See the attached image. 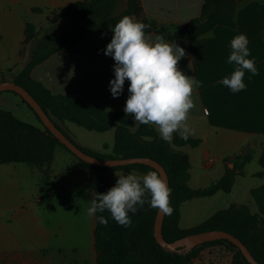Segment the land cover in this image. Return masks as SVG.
<instances>
[{
    "label": "crops",
    "instance_id": "1",
    "mask_svg": "<svg viewBox=\"0 0 264 264\" xmlns=\"http://www.w3.org/2000/svg\"><path fill=\"white\" fill-rule=\"evenodd\" d=\"M77 1L0 0V80L13 81L29 60L32 46L23 44L25 25L36 26L39 36L43 22L49 23L51 12L61 11ZM139 3L144 15L158 26L178 30L199 16L203 0H139ZM238 34L247 35L249 58L255 59L259 74L252 76L246 72V89L232 93L220 81L229 77L234 69V65L227 63V57L230 41ZM149 36L154 43L156 35L150 33ZM172 42L186 52L179 61V69L200 82L193 97L197 106L190 113L188 125L193 130L189 137L201 143L196 148H174L188 157V186L200 189L221 179L223 158L243 149L253 150L244 179L255 178L254 187L264 185V1L248 0L239 4L234 28L217 25L203 37ZM107 43L100 35L83 36L76 41L74 52L51 55L30 70V77L52 94L95 106L103 113L125 114L128 81L122 94L113 98L109 81L114 79V60L102 51ZM0 104L7 106V110L2 111L14 117V110L22 109V105L26 109L20 98L15 101L8 92L0 93ZM26 111L25 116L33 115ZM131 117L129 127H134V117ZM59 126L79 147L106 155L113 152L114 134L119 128L115 123L110 130L96 133L69 122ZM101 174L111 188L119 176L128 173L106 170ZM217 174L220 176L217 180L204 183ZM89 176L90 171L85 166L58 147L48 168L23 163L0 165V264H96L95 215H87L93 198ZM44 180H47L45 189ZM238 186L237 176L228 193L219 191L210 197L182 203L179 228L187 230L197 226L188 225L197 212L188 217L182 213L185 206L192 207L193 201H200L201 208L210 212L202 222L230 205L241 204ZM46 204H50V208Z\"/></svg>",
    "mask_w": 264,
    "mask_h": 264
},
{
    "label": "trees",
    "instance_id": "2",
    "mask_svg": "<svg viewBox=\"0 0 264 264\" xmlns=\"http://www.w3.org/2000/svg\"><path fill=\"white\" fill-rule=\"evenodd\" d=\"M245 1L248 0H203L197 18L178 30H172L169 27L158 26L154 20L147 18L139 0H79L61 10L62 15L71 20L68 31L57 34L59 26L55 27L53 23L59 16L48 17L50 27L46 30L42 29L39 36L36 34V26L30 23L25 25L23 44H31L32 50L25 68L14 77L13 82L24 88L43 111L60 123L69 122L96 133H103L110 130L115 123L119 124L114 134L113 152L111 155H106L79 147L53 120L56 127L84 153L104 159L149 158L163 167L168 177L169 187L172 189L171 206L173 208L171 215H164L162 224V236L166 242L173 243L194 233L221 230L238 238L254 259L259 264H264V185L251 191V196L262 217L251 216L245 208L232 205L226 210L214 213L193 228L187 230L179 228L181 204L193 199L210 197L219 191L229 192L234 176H244L245 166L251 161L253 150L243 149L239 153L225 156L222 160L224 174L221 179L204 188L191 189L187 184L190 168L188 157L184 153L175 151L174 148L186 146L196 148L201 140L189 137L185 141L178 134H174L173 141L169 144L160 138L151 125L142 124L135 133H132L128 130L132 124L131 115L103 113L95 106H87L72 98L52 94L41 83L30 77V70L51 55L58 52H74L76 41L83 36L96 34L110 42L113 36L111 29L125 15L134 16L138 21L151 25L145 30L146 35L150 33L162 35L165 41L172 42L178 39L203 37L217 25L234 28L236 9ZM119 6H122V10L118 9ZM33 11L40 12V10ZM54 14L55 12H51L50 16ZM2 81L5 80L1 79L0 82ZM20 100L33 113L43 129L21 121L7 111L0 110V165L23 163L32 167L48 168L53 160L55 148H61L71 154L45 129L33 110L21 98ZM106 147L104 145V149ZM76 160L90 171L89 186L94 193V199L97 194L106 193L110 189L101 176V173L106 170H121L126 173L135 171L143 174L155 171L143 164L102 168L86 164L77 158ZM42 185L45 189L47 180H44ZM145 199L147 200L148 197L146 196ZM45 206L50 208V204ZM156 212L157 210L145 203L143 208L135 214L129 213L132 226L128 228L118 225L109 212H97L94 228L96 264H142L137 254L138 247H143L142 255L153 257L154 264H191L190 258L197 249L219 244H224L235 252L237 264H248L240 251L227 240L203 243L187 255L163 251L153 238ZM101 215L107 219V226L98 222L97 217Z\"/></svg>",
    "mask_w": 264,
    "mask_h": 264
},
{
    "label": "clouds",
    "instance_id": "3",
    "mask_svg": "<svg viewBox=\"0 0 264 264\" xmlns=\"http://www.w3.org/2000/svg\"><path fill=\"white\" fill-rule=\"evenodd\" d=\"M150 27L134 16L125 15L111 29L113 36L102 50L114 60V79L109 81V91L113 98H118L128 81L123 111L126 116L134 117L135 126L129 127L133 133L138 125H151L169 144L174 134L187 141L193 134L188 119L197 106L193 97L200 82L179 69V61L186 56L185 50L175 42H166L162 35H156L155 42H151L145 32ZM248 45L245 34H238L230 41L227 63L234 65V69L220 83L232 93L246 89V72L252 76L259 74L255 59L249 58ZM171 194L172 189L156 171L143 176L130 172L119 176L106 193L97 194L87 215L91 217L107 211L118 225L128 228L132 226L129 213L135 214L145 203L162 214L171 215ZM97 220L107 226L104 216H98Z\"/></svg>",
    "mask_w": 264,
    "mask_h": 264
},
{
    "label": "water",
    "instance_id": "4",
    "mask_svg": "<svg viewBox=\"0 0 264 264\" xmlns=\"http://www.w3.org/2000/svg\"><path fill=\"white\" fill-rule=\"evenodd\" d=\"M3 92H12L19 96L38 116L40 122L43 124L45 129L49 131V133L56 138L61 145H63L73 156H75L80 161L92 165L98 166L102 168H111V167H121L126 165L133 164H143L154 169L167 183L168 177L163 169V167L157 162L149 159V158H129V159H104V158H95L90 156L83 151H81L71 140H69L55 125L53 120L55 119L51 117V115L47 114L39 104L34 100V98L21 86L15 84L13 81H2L0 82V93ZM56 122V121H55ZM164 215L160 213L158 210L155 215L154 223H153V237L156 243L164 250L177 253V254H185L192 249L198 247L199 245L207 242H213L218 240H227L230 244L236 247L241 255L244 257L248 264H259L251 253L248 251L246 246L235 236L228 232H224L221 230H212V231H204L200 233H194L187 235L173 243H168L164 240L162 236V224L164 220Z\"/></svg>",
    "mask_w": 264,
    "mask_h": 264
},
{
    "label": "rangeland",
    "instance_id": "5",
    "mask_svg": "<svg viewBox=\"0 0 264 264\" xmlns=\"http://www.w3.org/2000/svg\"><path fill=\"white\" fill-rule=\"evenodd\" d=\"M118 9L122 10V6H119ZM62 14H63V12L57 11V12H55L54 15L50 16L51 18L53 16H59L58 20L53 23V26H55V27L59 26V31L57 32V34H60L64 31H68L70 26H71V20ZM43 23H44L43 29L46 30L50 27V23L47 24V22H45V21ZM8 93H10L12 95V97L15 101H19V97L17 95H14L11 92H8ZM21 108L22 109H16L13 111V113L16 115V117L21 118L24 122L31 123L32 125L38 126L40 129H43L41 124L35 119V117L31 113H29L28 116H25V114L28 112V111H26L27 108L25 109V107L23 105ZM0 110H7V106L4 104H0ZM54 119H55L56 123L60 125V122L56 118H54ZM89 134L93 135V133H89ZM67 135L69 136V134H67ZM73 141H75V140H73ZM174 150L176 151V149H174ZM249 170H250V168H249ZM101 176L107 182L105 175H101ZM237 176H238V185H239L238 190L241 188V190L239 191V195H238V197H239L238 199H239L241 204H238V205L234 204V206L245 208L251 216L256 215L258 218L262 217L261 214L259 213V210H258V207H257L255 201L253 200V198L251 196V191L255 188L260 187V186L254 187L256 185V179L255 178H248V179L245 178L244 179L245 175L244 176L235 175L234 179H233L232 186L234 185L235 177H237ZM219 177L220 176H218V174L217 175H211L210 177H208L205 180L204 183H210V181H215V179L217 180ZM257 183H260V182H257ZM232 186H231V188H232ZM248 189H250V190L247 193ZM92 193H93V191H92ZM224 193H228V192H224ZM93 200H94V193H93L92 201ZM191 204H193V205H191L192 207H189V205L185 206L183 208L182 213H183L184 217H188V216H190V213L193 214V213L197 212V215L193 218V222H191L192 224H188V225H192V226L194 225L195 226V225H198L199 223H201L203 221V219L206 218L210 212L204 208L203 209L201 208L200 201H193V203H191ZM230 206H232V205H230ZM162 250L165 252H168L164 249H162ZM142 251H143V247L137 248V254L140 256L142 264H154L153 263V257L142 255V253H141ZM188 253H190V251L183 254V255H187ZM190 259H191V264H237L236 263L237 258H236L235 252L231 248L227 247L224 244L200 247L199 249H197L193 253V256Z\"/></svg>",
    "mask_w": 264,
    "mask_h": 264
}]
</instances>
